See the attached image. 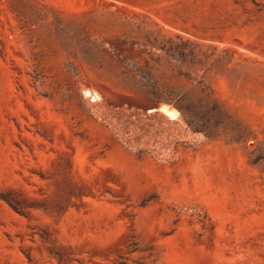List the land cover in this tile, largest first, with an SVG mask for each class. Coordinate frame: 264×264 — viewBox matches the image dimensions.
<instances>
[{
	"label": "rangeland",
	"instance_id": "rangeland-1",
	"mask_svg": "<svg viewBox=\"0 0 264 264\" xmlns=\"http://www.w3.org/2000/svg\"><path fill=\"white\" fill-rule=\"evenodd\" d=\"M0 264H264V0H0Z\"/></svg>",
	"mask_w": 264,
	"mask_h": 264
},
{
	"label": "trees",
	"instance_id": "trees-1",
	"mask_svg": "<svg viewBox=\"0 0 264 264\" xmlns=\"http://www.w3.org/2000/svg\"><path fill=\"white\" fill-rule=\"evenodd\" d=\"M182 56V54H181ZM206 95L208 98L212 100L213 107H211V110L217 111L218 108V100L217 98L212 94V91L208 90L206 91ZM157 102H166V103H172L184 116H186V112L189 110V105L179 96L176 97H170L167 95L166 97L159 96L156 98ZM219 112V111H218ZM206 117L212 116L211 113H204Z\"/></svg>",
	"mask_w": 264,
	"mask_h": 264
},
{
	"label": "bare ground",
	"instance_id": "bare-ground-1",
	"mask_svg": "<svg viewBox=\"0 0 264 264\" xmlns=\"http://www.w3.org/2000/svg\"><path fill=\"white\" fill-rule=\"evenodd\" d=\"M163 108H164V106H163Z\"/></svg>",
	"mask_w": 264,
	"mask_h": 264
}]
</instances>
